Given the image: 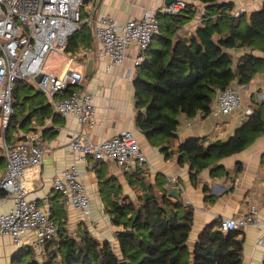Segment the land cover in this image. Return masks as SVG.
Segmentation results:
<instances>
[{"label": "trees", "instance_id": "16d2710c", "mask_svg": "<svg viewBox=\"0 0 264 264\" xmlns=\"http://www.w3.org/2000/svg\"><path fill=\"white\" fill-rule=\"evenodd\" d=\"M197 1L205 8L194 34H179L195 15L190 2L182 13H158L159 33L145 49L132 79L135 126L150 144L161 146L166 157L178 129L179 114L188 118L198 112L206 115L219 90L233 82L250 81L255 70L253 55L247 53L233 60L229 50L249 47L264 51V2L247 17L245 13H232V1ZM87 2L83 0L84 4ZM81 44H90L87 21L68 37L66 51L74 54ZM31 90L32 86L16 81L13 108L23 102L24 110L21 118H16L14 109L5 138L8 139L10 127L28 124L39 105L41 109L46 107L43 101L30 103L28 114L24 115L26 100L37 94ZM260 132H264V101L253 103L252 112L226 141L217 139L205 144L200 137H188L180 142L176 147L178 163L188 164L193 181L202 169L243 150ZM5 163V156L0 153V169ZM219 169L222 166L212 170L211 175ZM166 181L158 177L159 195L145 191L137 197L138 204L127 196L112 198L109 184H103L110 221L120 227L116 238L121 259L109 241H100L88 231L72 235L66 222L60 220L56 235L44 243L43 256L36 248L20 247L10 264H118L122 259L126 264H242L243 239L238 237L241 230L220 229V218L205 225L194 247L189 248L193 207L168 196Z\"/></svg>", "mask_w": 264, "mask_h": 264}, {"label": "crops", "instance_id": "0c3cea01", "mask_svg": "<svg viewBox=\"0 0 264 264\" xmlns=\"http://www.w3.org/2000/svg\"><path fill=\"white\" fill-rule=\"evenodd\" d=\"M165 0H89L84 4L82 13L84 17H98L105 14L117 21L129 18H141L147 8L162 6ZM219 2L232 1V13H245L247 17L259 10L264 0H218ZM195 8V15L179 30V34H194L197 28L196 19L200 15V8L204 4L197 0H189ZM91 7V9H90ZM90 34V44H81L77 52L78 64L86 69L88 58H93L92 70L85 76L83 88L93 97L97 110L98 121L94 127L88 128L76 122L73 115H61L55 108L53 101L38 87L23 81L32 89L43 94L39 100H26L25 113L28 114L30 103L43 101L45 108L34 112L26 130L16 125L17 134L11 142L18 140L29 131L40 130L49 148L42 156L39 164L28 167L23 176V185L27 196L34 198L37 205L58 225L64 220L65 227L78 236L82 231H88L93 237L110 242L114 252L121 259L120 248L116 233L120 227L111 223L103 198V184L108 183L111 188V197L127 196L138 204V196L145 191L153 194L160 193L158 177L177 178L181 187L183 201H190L193 207V221L187 244L190 249L194 247L197 236L202 228L213 222L216 218L237 216L248 213L251 206L258 210L259 219L264 218V132H260L254 140L243 150L224 157L202 169L192 181L189 175V166L180 165L177 160L176 147L188 137H200L207 144L217 139L226 141L233 132L239 128L246 119L247 107H253L255 102L264 101V51L249 47L232 48L229 51L233 57L243 54H252L254 57V72L248 83L237 84L240 87L242 107L225 115H214L212 112L203 114L198 112L193 117L179 114V125L176 135L168 149V157L161 151V146L150 144L141 130L135 126L136 108L134 105V89L132 79L136 74L133 58L137 54V46L131 44L127 50V57L120 65L107 67L109 60L96 51L99 42L93 35V23L87 21ZM88 55L81 57L83 51ZM80 56V57H79ZM131 71L132 77H127ZM16 83V82H15ZM24 117H22V120ZM123 129H132L139 141L142 152L149 158L150 167L135 166L125 171L114 161L109 159H96L92 156L84 163H79L81 179L89 197L90 217L84 216L73 206L66 204L63 195L57 192L53 185V177L74 161V152L69 143L74 131L87 132L94 141L110 138ZM2 135V132H1ZM0 135V136H1ZM4 154V153H3ZM215 175H211L212 170ZM5 164L0 169L3 172ZM206 187V190L205 188ZM206 196H211L206 198ZM12 205L9 199L0 204V212L8 210ZM239 238L243 239L242 264H262L264 260V224H251L240 228ZM34 231H29L23 237L25 248H34ZM10 236L0 237V264H10L13 254L17 251Z\"/></svg>", "mask_w": 264, "mask_h": 264}, {"label": "built area", "instance_id": "2783aa9c", "mask_svg": "<svg viewBox=\"0 0 264 264\" xmlns=\"http://www.w3.org/2000/svg\"><path fill=\"white\" fill-rule=\"evenodd\" d=\"M188 0H174L158 7L147 8L141 18L117 21L101 14L83 18V0H0V128L4 135L14 114L13 91L17 80L29 81L52 99L55 110L61 115H73L76 122L92 128L97 124V110L92 94L83 88L85 68L75 56L66 51L68 37L83 22L93 23V35L99 42L97 53L108 58L111 65H120L127 57L131 44L137 46L133 66L144 58V51L159 33L158 13L179 14ZM204 8H200L197 24H201ZM91 9V7H90ZM242 12H236L239 15ZM83 51L81 57L87 56ZM80 57V56H79ZM235 60V57H233ZM132 77V72L127 73ZM240 87L233 82L219 90L211 112L225 115L242 107ZM252 112L246 108V115ZM6 142V141H5ZM4 142L5 168L0 173V204L12 200L8 210L0 212V237L8 235L17 248L23 246V237L34 231L33 247L44 255V243L57 232L56 223L27 196L23 176L28 167L40 163L48 150L43 132L29 131L12 143ZM74 161L56 174L52 181L66 204L84 216L90 217L89 197L81 179L78 164L89 156L114 161L125 171L135 166L150 167L149 158L142 152L132 129H123L110 138L94 141L84 131L76 130L69 143ZM179 185L177 178H167L165 187ZM180 186V185H179ZM187 204L190 201L186 199ZM264 224L258 210L251 206L248 213L221 217L219 228L227 231L247 225Z\"/></svg>", "mask_w": 264, "mask_h": 264}, {"label": "rangeland", "instance_id": "374dc122", "mask_svg": "<svg viewBox=\"0 0 264 264\" xmlns=\"http://www.w3.org/2000/svg\"><path fill=\"white\" fill-rule=\"evenodd\" d=\"M88 1H89V0H88ZM87 3H88V2H87ZM82 8H83V7H82ZM83 18H84V15H83ZM72 54H73V53H72ZM74 56H75V60L78 61L77 54H75ZM31 92L33 93L34 91L31 90ZM42 97H43V94H41V93H37L36 95H32V97H30L29 100H33V99H35V100H39V99L42 98ZM21 101H22V100H21ZM14 109H15L16 114H17V115H16V116H17L16 118H21V112L24 110V103H23V102H20V104H19L17 107H14ZM27 126H28V124H25V126L22 127L21 130H26V127H27ZM17 130H18V128H16V127H10L9 130H7L8 139L5 138V136H4L3 134L0 136V153H1V154L4 153V142H5L6 140H9V139H11V138H14L15 135L18 133ZM5 143L8 144V141L5 142ZM38 258L40 259L41 257L38 256Z\"/></svg>", "mask_w": 264, "mask_h": 264}, {"label": "water", "instance_id": "95a60500", "mask_svg": "<svg viewBox=\"0 0 264 264\" xmlns=\"http://www.w3.org/2000/svg\"><path fill=\"white\" fill-rule=\"evenodd\" d=\"M101 1V0H99ZM174 0H165V4H168ZM92 64H93V58H88L87 64H86V69H85V76H89L92 70ZM38 91L43 93V90L38 88ZM0 135H1V128H0ZM168 196L174 198L175 200L182 201V196H181V187L179 185H173L170 187L168 190ZM118 264H126L125 260H119Z\"/></svg>", "mask_w": 264, "mask_h": 264}]
</instances>
